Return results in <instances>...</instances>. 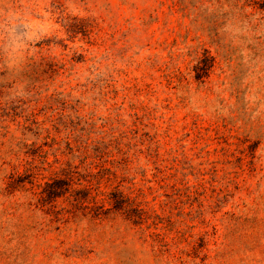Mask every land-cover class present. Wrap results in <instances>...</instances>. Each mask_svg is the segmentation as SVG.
<instances>
[{
  "label": "rangeland",
  "instance_id": "1",
  "mask_svg": "<svg viewBox=\"0 0 264 264\" xmlns=\"http://www.w3.org/2000/svg\"><path fill=\"white\" fill-rule=\"evenodd\" d=\"M0 264H264V0H0Z\"/></svg>",
  "mask_w": 264,
  "mask_h": 264
},
{
  "label": "trees",
  "instance_id": "2",
  "mask_svg": "<svg viewBox=\"0 0 264 264\" xmlns=\"http://www.w3.org/2000/svg\"><path fill=\"white\" fill-rule=\"evenodd\" d=\"M50 186L51 185L46 184V188H43V192H46L47 187ZM91 190L92 192L94 191V187H92L91 185H87L85 187V191ZM115 191L117 192L111 193V197L102 194V196L104 195V198L101 201H96V197L93 199L94 201H96L94 202L95 210L92 213V218L95 220V222H104L112 215H120L125 220L133 222L134 224L143 223L145 220L146 212L143 209L134 208L137 204L136 199L125 196L123 192L119 191V189ZM82 205V202H77L75 207H79ZM106 205H108L109 208H106ZM133 210H137V213H135L136 217L132 215V213H134Z\"/></svg>",
  "mask_w": 264,
  "mask_h": 264
}]
</instances>
